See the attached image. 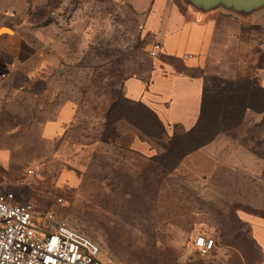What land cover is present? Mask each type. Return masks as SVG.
<instances>
[{
    "label": "rangeland",
    "instance_id": "rangeland-1",
    "mask_svg": "<svg viewBox=\"0 0 264 264\" xmlns=\"http://www.w3.org/2000/svg\"><path fill=\"white\" fill-rule=\"evenodd\" d=\"M74 13L80 25L72 31ZM16 15L56 21L66 47L44 79L11 70L0 48V187L85 234L104 264H256L239 220L264 218V95L250 76L206 77L197 127L168 142L154 118L123 98L124 80L152 62L151 39L127 4L0 0V31L9 30L0 36L13 34ZM64 101L77 107L79 142H41L33 124L52 111L39 112ZM121 118L152 143L153 157L92 142ZM198 235L214 248L195 249Z\"/></svg>",
    "mask_w": 264,
    "mask_h": 264
},
{
    "label": "crops",
    "instance_id": "crops-1",
    "mask_svg": "<svg viewBox=\"0 0 264 264\" xmlns=\"http://www.w3.org/2000/svg\"><path fill=\"white\" fill-rule=\"evenodd\" d=\"M109 1L127 4L138 16L151 39L150 49L154 43L160 45L150 69L126 78L122 92L126 101L142 105L155 116L166 140L197 126L206 77L233 81L250 76L264 90V8L236 14L222 7L198 10L187 0ZM78 20L75 13L69 19L72 31L80 25ZM10 26L13 34L0 36V48L10 56L11 70L22 71L29 79L49 78V71L61 65V51L66 47L58 36L63 26L50 20L38 24L31 15H16ZM50 110V115L33 124L41 142H79L75 104L49 105L39 115ZM92 142H105L107 148L142 159L153 157L155 150L123 119L111 124L109 135L103 139L99 135ZM239 220L249 227L251 245L259 256L256 264H264V218L243 214Z\"/></svg>",
    "mask_w": 264,
    "mask_h": 264
},
{
    "label": "built area",
    "instance_id": "built-area-1",
    "mask_svg": "<svg viewBox=\"0 0 264 264\" xmlns=\"http://www.w3.org/2000/svg\"><path fill=\"white\" fill-rule=\"evenodd\" d=\"M159 51L154 43L148 55L154 58ZM214 246L211 237L193 240V247L202 252ZM99 255L100 248L85 234L53 214L38 213L30 203L17 202L0 187V264H104Z\"/></svg>",
    "mask_w": 264,
    "mask_h": 264
},
{
    "label": "water",
    "instance_id": "water-1",
    "mask_svg": "<svg viewBox=\"0 0 264 264\" xmlns=\"http://www.w3.org/2000/svg\"><path fill=\"white\" fill-rule=\"evenodd\" d=\"M187 2L202 11L222 7L236 14H247L264 8V0H187Z\"/></svg>",
    "mask_w": 264,
    "mask_h": 264
},
{
    "label": "trees",
    "instance_id": "trees-1",
    "mask_svg": "<svg viewBox=\"0 0 264 264\" xmlns=\"http://www.w3.org/2000/svg\"><path fill=\"white\" fill-rule=\"evenodd\" d=\"M245 81H248V82H250V83H252V87H253V89H254V91L255 92H257V93H260V94H263L264 95V90L261 88V87H259V85L257 84V82H256V80L255 79H251V78H249V79H246ZM204 87H205V85H204ZM203 95H204V92H203ZM124 98V97H123ZM124 101L127 103V104H129V105H131V106H133V107H135V108H137V109H140L142 112H144V113H147V114H149L152 118H154V120L156 121V124L161 128V136L164 138L165 136H164V130H163V128H162V126L158 123V121H157V119L155 118V116L149 111V110H147L146 108H144L142 105H139V104H133V103H130V102H128V101H126L125 99H124ZM117 120H122V118L121 119H116V121ZM124 121H125V119H123ZM200 120V119H199ZM115 122V121H114ZM112 124V123H111ZM111 124H109V127H110V129H109V132H107L106 133V135L108 134H110L111 133ZM129 124V123H128ZM197 127V126H196ZM195 127V128H196ZM195 130V129H194ZM194 130H192L191 132H188V133H186V134H180V135H176V136H174L173 138H171V139H168V142H172L174 139H176V138H178V137H183V136H189L190 134H192L193 132H194ZM106 135H104V137L106 136ZM101 143H105V142H101Z\"/></svg>",
    "mask_w": 264,
    "mask_h": 264
},
{
    "label": "bare ground",
    "instance_id": "bare-ground-1",
    "mask_svg": "<svg viewBox=\"0 0 264 264\" xmlns=\"http://www.w3.org/2000/svg\"><path fill=\"white\" fill-rule=\"evenodd\" d=\"M3 30H4V29H2V30L0 31V33H2V32H8V31H9V30H8V31H3ZM6 30H7V29H6ZM7 34H8V33H7Z\"/></svg>",
    "mask_w": 264,
    "mask_h": 264
}]
</instances>
